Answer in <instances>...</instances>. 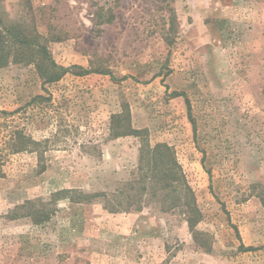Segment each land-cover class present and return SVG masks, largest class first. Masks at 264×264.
Returning <instances> with one entry per match:
<instances>
[{
  "label": "rangeland",
  "instance_id": "rangeland-1",
  "mask_svg": "<svg viewBox=\"0 0 264 264\" xmlns=\"http://www.w3.org/2000/svg\"><path fill=\"white\" fill-rule=\"evenodd\" d=\"M99 6L112 23L96 24ZM0 15L60 35L47 41L59 64L109 72L44 89L34 65L0 69V264H264V0H0ZM123 103L151 144L174 148L210 251L153 202H53L62 189L112 194L134 176L140 138L110 136ZM15 130L40 149L11 153ZM27 200L50 219H11Z\"/></svg>",
  "mask_w": 264,
  "mask_h": 264
},
{
  "label": "trees",
  "instance_id": "trees-1",
  "mask_svg": "<svg viewBox=\"0 0 264 264\" xmlns=\"http://www.w3.org/2000/svg\"><path fill=\"white\" fill-rule=\"evenodd\" d=\"M95 17L96 24L103 25L112 23L116 16L112 8L106 10L103 6H99ZM167 33L166 40L171 43L170 31ZM48 39L60 41L62 37L54 34L51 38H46L33 25H26L23 22L7 24L0 15V69L10 64L34 65L42 79L44 89L47 84L59 81L69 72L78 75L92 72L109 73L108 70L87 69L76 64L71 66L59 64L52 56L47 44ZM171 95L185 97L188 113L191 115V103L187 94L173 91ZM36 98L47 99L42 94ZM109 129L112 138L129 135L140 138V156L134 176L126 180L122 187L112 194L103 191L87 193L77 189H62L53 194V202L69 199L76 203H90L96 199H103L104 208L110 212H140L153 202L162 212L179 211L187 222L194 240L198 243L202 241L201 246L206 251H210L211 245L206 241L203 242L204 232L197 229L198 223L203 218L202 211L174 148L167 142L151 144L148 129L134 127L128 103H123L122 109L111 115ZM42 144L22 130H15L8 142V148L11 153H18L28 149L39 150ZM31 145L34 148H30ZM1 163L3 162L0 160V165ZM1 173L0 170V175ZM262 202L264 204V197ZM19 207L25 211L15 212L11 219L29 216L36 224H40L51 217L52 209L47 208L46 204H43L42 208H36L33 200H27ZM240 249L251 251L258 248L245 246L242 242Z\"/></svg>",
  "mask_w": 264,
  "mask_h": 264
}]
</instances>
